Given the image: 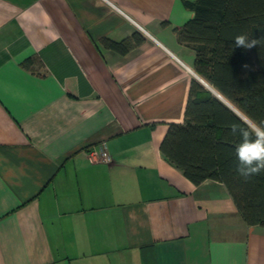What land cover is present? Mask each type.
Segmentation results:
<instances>
[{
    "label": "crops",
    "instance_id": "0c3cea01",
    "mask_svg": "<svg viewBox=\"0 0 264 264\" xmlns=\"http://www.w3.org/2000/svg\"><path fill=\"white\" fill-rule=\"evenodd\" d=\"M194 16L185 0H0V264H264V225L160 149L193 79L222 99L178 40ZM102 143L112 161L91 162Z\"/></svg>",
    "mask_w": 264,
    "mask_h": 264
},
{
    "label": "trees",
    "instance_id": "16d2710c",
    "mask_svg": "<svg viewBox=\"0 0 264 264\" xmlns=\"http://www.w3.org/2000/svg\"><path fill=\"white\" fill-rule=\"evenodd\" d=\"M195 16L176 28L178 40L195 52L194 68L252 122L264 121V41L236 47L233 38H264V0H185ZM134 44L144 41L135 34ZM106 48L130 51L129 39L105 38ZM32 60L24 65L30 67ZM245 119L202 82L193 79L184 123L170 124L161 142L164 156L195 184L222 181L236 200L244 220L264 225V172L245 181L236 171L234 146L239 137L229 125Z\"/></svg>",
    "mask_w": 264,
    "mask_h": 264
},
{
    "label": "clouds",
    "instance_id": "9594fccd",
    "mask_svg": "<svg viewBox=\"0 0 264 264\" xmlns=\"http://www.w3.org/2000/svg\"><path fill=\"white\" fill-rule=\"evenodd\" d=\"M236 47L251 49L264 41V38L253 39L247 34L236 35ZM229 134L239 137V143L234 146L236 157V173L245 181L264 172V121L260 124L244 120L241 124L229 125Z\"/></svg>",
    "mask_w": 264,
    "mask_h": 264
},
{
    "label": "built area",
    "instance_id": "2783aa9c",
    "mask_svg": "<svg viewBox=\"0 0 264 264\" xmlns=\"http://www.w3.org/2000/svg\"><path fill=\"white\" fill-rule=\"evenodd\" d=\"M87 155L90 161L93 163H110L112 161L106 143H102L99 145V147L88 150Z\"/></svg>",
    "mask_w": 264,
    "mask_h": 264
},
{
    "label": "water",
    "instance_id": "95a60500",
    "mask_svg": "<svg viewBox=\"0 0 264 264\" xmlns=\"http://www.w3.org/2000/svg\"><path fill=\"white\" fill-rule=\"evenodd\" d=\"M224 101L227 102V104H229V102L227 100H225L220 94H218ZM230 105V104H229ZM231 106V105H230ZM233 107V106H231ZM234 109V108H233ZM242 117H244L246 120H249L247 117H245L244 115H242Z\"/></svg>",
    "mask_w": 264,
    "mask_h": 264
}]
</instances>
